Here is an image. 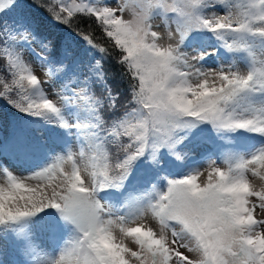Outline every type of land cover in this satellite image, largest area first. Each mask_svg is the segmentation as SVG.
I'll use <instances>...</instances> for the list:
<instances>
[{
	"label": "snow or ice",
	"instance_id": "6c2138e0",
	"mask_svg": "<svg viewBox=\"0 0 264 264\" xmlns=\"http://www.w3.org/2000/svg\"><path fill=\"white\" fill-rule=\"evenodd\" d=\"M16 4L0 100L29 122L0 143V264L5 244L23 264H264V0H45L56 40Z\"/></svg>",
	"mask_w": 264,
	"mask_h": 264
},
{
	"label": "trees",
	"instance_id": "16d2710c",
	"mask_svg": "<svg viewBox=\"0 0 264 264\" xmlns=\"http://www.w3.org/2000/svg\"><path fill=\"white\" fill-rule=\"evenodd\" d=\"M45 0H17V4L14 8L8 11L5 15L7 19H17L21 17H31L34 18L40 25L41 31L49 34V38L56 40L63 36H66L72 31V29L62 28L55 24V22L51 21L50 17H48L46 11L42 10L39 7V4L44 3ZM75 28V25L73 26ZM87 28L91 34L96 37L97 43L102 46L106 43V37L101 35V32L95 24L92 23L91 20H88L87 23H81L80 29L83 30ZM112 70L109 73L113 77V81L120 82V89L123 91L126 84L125 81L121 82L120 71L121 69L118 66L112 65ZM0 110L2 111H10L11 113L9 120H7L10 134H12L13 129L16 128L21 130L24 127V122L20 119L26 118V114L17 111V109L13 108L7 101L0 100ZM20 120V121H19Z\"/></svg>",
	"mask_w": 264,
	"mask_h": 264
},
{
	"label": "rangeland",
	"instance_id": "374dc122",
	"mask_svg": "<svg viewBox=\"0 0 264 264\" xmlns=\"http://www.w3.org/2000/svg\"><path fill=\"white\" fill-rule=\"evenodd\" d=\"M77 2H79V0H77ZM235 2L237 4H239V3L243 2V0H235ZM220 14H223V13H220ZM125 18H128L127 14H126ZM156 23H159V20H157ZM157 30L163 31V28H160ZM209 50H211V49H209ZM37 51H40L39 47H37ZM26 60L33 66V68L35 70V74H37L42 80L47 78L45 75V73L47 71L46 67H42L41 64L39 62H37L32 57H26ZM238 66L242 72L247 70L246 66L244 64L240 63L239 61H238ZM211 68L216 69L217 66L215 64H212ZM45 88H47V85H45ZM52 98H55V97H52ZM10 113L11 112L9 110L8 111L0 110V143L4 144L6 153H11L14 150L13 145L10 143L11 134L8 133L10 130H12L11 128H10V130L8 129L9 126L7 123V120H9V118H10V115H9ZM20 120L22 122H24V127H26L28 122H29V117H26V118H23ZM73 150H77V147H74ZM3 159H4V162L7 165H9L13 170H16V169L27 170V169L34 167L36 164L39 163V160H34V161L29 162V163H24L20 160L12 159L11 156L7 155V154L3 157ZM212 159L217 161V166L225 167V165L220 162V157L213 156ZM206 163H207V161H206ZM22 174H23V172H22ZM157 190H159V189H157ZM257 213H259V210H257ZM152 224H153L152 226L154 228L158 227V225L155 224V222H152ZM4 251H5V260L8 261L9 264H12L13 261H17L18 264H23L22 258L15 252L14 248L10 244L4 245Z\"/></svg>",
	"mask_w": 264,
	"mask_h": 264
},
{
	"label": "bare ground",
	"instance_id": "6f19581e",
	"mask_svg": "<svg viewBox=\"0 0 264 264\" xmlns=\"http://www.w3.org/2000/svg\"><path fill=\"white\" fill-rule=\"evenodd\" d=\"M211 65H212V63H210L208 65H205V67H210L211 68ZM199 167H200V170L202 172V174L199 177V182L203 184V183H206V181H207V175H208V171H209L208 162L206 163V161H205L204 163H201L199 165ZM149 223L152 224V221H149Z\"/></svg>",
	"mask_w": 264,
	"mask_h": 264
}]
</instances>
